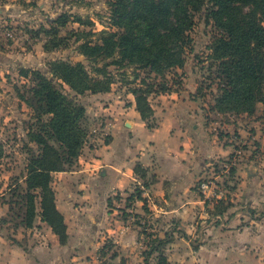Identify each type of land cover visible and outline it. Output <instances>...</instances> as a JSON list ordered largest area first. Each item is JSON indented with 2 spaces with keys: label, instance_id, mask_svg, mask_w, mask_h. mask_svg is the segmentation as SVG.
Listing matches in <instances>:
<instances>
[{
  "label": "rangeland",
  "instance_id": "rangeland-1",
  "mask_svg": "<svg viewBox=\"0 0 264 264\" xmlns=\"http://www.w3.org/2000/svg\"><path fill=\"white\" fill-rule=\"evenodd\" d=\"M111 1L0 0V143L4 151L0 159V264H45L48 254L54 258L50 264H136L131 262L140 257L143 258L141 263L145 264L148 250L158 245L160 249L149 257V264H164L159 263L160 254L162 252L167 256L175 238L170 243L159 244L157 237L170 230L177 232L175 236L182 237L186 227L179 224V228L177 222H166L164 217L156 215V209L147 207L145 197V206L138 199L140 192L143 196H148L144 191L152 193L153 190H147L149 184L157 178L159 170L164 172L166 169L168 163L162 157L163 150L143 145L141 151L148 150L151 155L149 164L138 161L137 179L122 190L111 189V180L105 181L101 175L102 167L91 165L95 163L96 148L110 141L111 113H120L129 95L136 102L131 90L139 86L146 88V85H141L143 80L163 83L169 88L165 93L152 92L148 95L153 110L147 121L148 127L155 128L159 124L155 112H161L162 95L182 89V95H186L188 90L193 89L190 97L203 109L210 126L209 132L218 134L225 145H232L230 154L213 157L205 166L202 177L195 182L197 194L204 203L207 201L203 210L207 217L200 218L198 213L195 221L188 223L192 231L184 243L176 245V251L186 249L189 244L192 249L198 248L203 243L206 227L225 224L227 215L264 219V89L254 113L236 110L219 112L215 108L221 90L216 78L217 67L212 64L208 47L217 28L213 21L208 20L204 7L194 13V25L190 31L192 48L187 49L184 66L172 69L165 77L150 74L148 69H136L135 66L120 67L113 63L118 57H103L98 62L100 65L109 64L106 70L114 80L109 91L77 94L65 84L66 89L87 109L83 124L87 138L80 156L72 165L66 166V170L52 173L51 184L57 205L65 216L72 237L68 232V240L65 244L61 243L52 228L42 221L39 196L36 198L37 215L33 224L27 225L25 193L28 162L33 152L39 150L34 135L43 132L41 125L49 120V115L39 117V113L21 98L20 94L26 93L32 82L22 76L20 70L41 69L50 74L49 64L58 59L73 63L81 61L90 67L79 46L85 41L101 43L104 30H118L110 18ZM60 16L67 22L63 26L56 25L59 29L57 35L46 33V29L54 26L53 20ZM55 40L60 41V45L51 47ZM49 141L59 148L54 138H49ZM247 158L250 159V190L246 185H239L240 178L230 172L232 167L240 168V161H248ZM234 188H237L236 196L232 195ZM35 192L39 194V191ZM104 202L110 213L126 217L128 225L125 226L140 229L132 261L123 255L113 239L106 236L105 229H100L104 223L88 221V216L98 220L103 218ZM245 223L242 221L240 225ZM145 233L152 236L148 238ZM114 253L118 254L117 257L113 256ZM255 260L250 257L249 261L254 264Z\"/></svg>",
  "mask_w": 264,
  "mask_h": 264
},
{
  "label": "trees",
  "instance_id": "trees-1",
  "mask_svg": "<svg viewBox=\"0 0 264 264\" xmlns=\"http://www.w3.org/2000/svg\"><path fill=\"white\" fill-rule=\"evenodd\" d=\"M110 6L112 25L118 30H104L101 43L85 41L79 46L90 67L81 61L73 63L58 59L49 64L50 74L41 69L20 70V74L32 82L26 93L20 92L21 98L39 113V117L49 115V120L41 125L43 132L34 135L39 150L33 152L28 162L27 225L31 226L37 215L36 198L39 196L42 221L52 228L63 244L69 237L68 226L57 205L51 184L52 173L72 165L80 156L87 138L83 125L87 109L65 84L77 94L109 91L114 80L106 70L109 64L100 65L98 62L103 57H118L113 63L120 67L135 66L165 77L172 69L184 66L187 49L192 48L190 31L194 25V13L205 7L208 20L217 28L208 47L212 64L217 67L216 78L221 90L215 108L219 112L254 113L256 103L263 95L264 0H112ZM62 17L54 19V26L45 32L57 35L59 29L56 25L63 26L67 22ZM60 43L55 40L51 47H58ZM51 47L46 45L48 49ZM143 81L141 85L146 88L139 86L131 92L136 97L137 110L147 122L153 113L148 95L165 93L169 88L163 83ZM49 138H54L59 148L52 145ZM3 152L0 143V159ZM134 170L138 173V165ZM230 172L234 176L236 168L232 167ZM138 199L145 202L142 192ZM145 234L148 238L152 236ZM157 239L159 244L171 241L168 235L165 240ZM159 247L152 246L148 250L145 264H149V257L158 252ZM117 255L113 254L114 257ZM159 263L170 264L166 254L161 252Z\"/></svg>",
  "mask_w": 264,
  "mask_h": 264
},
{
  "label": "crops",
  "instance_id": "crops-1",
  "mask_svg": "<svg viewBox=\"0 0 264 264\" xmlns=\"http://www.w3.org/2000/svg\"><path fill=\"white\" fill-rule=\"evenodd\" d=\"M182 90L162 95L159 106L161 112H155L159 117V124L155 128L148 127L136 108L134 98L127 96V102L120 113H111L110 141L96 148L93 157L95 163L91 165L102 167L101 175L105 181L111 180V189L122 190L137 179L134 168L138 161L149 164L147 162L151 155L148 150L141 151L143 145L163 150L162 157L167 159L165 163L168 165L164 172H157V178L149 184L151 187L146 185L149 186L147 190L153 191H144L148 196L143 197L147 200L148 208L156 209L157 216L164 217L166 222H177L179 228V224L186 227L182 237L175 236V230L158 236L163 239L168 235L171 238L169 243L175 238L167 252L170 264H253L249 261L250 257L256 259L254 264H264V219L253 216L242 219L243 215H227L225 224L206 227L203 243L198 248L192 249L189 244L184 250L175 249L176 245L184 243L189 237L192 230L188 223L195 221L198 213L200 218L207 217L203 212L207 202L204 203L197 194L195 182L202 177L205 166L210 164L213 157H225L232 150V145H225L218 134L209 132L210 126L203 109L190 97V92L194 90H188L186 95H182ZM247 160L243 163L240 161L241 167L236 168L235 175L240 178L239 185H246L250 190V159ZM236 192L237 188H234L232 195L236 196ZM102 208L105 213L101 220L88 216V221L104 223L100 229L104 228L106 236L120 246L123 255L131 258L133 249L137 247L140 229L125 226L128 225L126 217L118 216L116 212L110 213L106 202ZM242 221L246 222L243 226L240 225ZM53 260V256L48 254L45 264ZM134 261L142 264L143 258H134L131 263Z\"/></svg>",
  "mask_w": 264,
  "mask_h": 264
}]
</instances>
